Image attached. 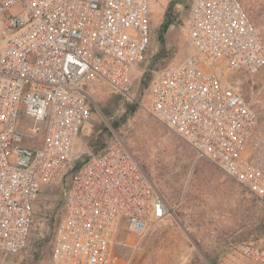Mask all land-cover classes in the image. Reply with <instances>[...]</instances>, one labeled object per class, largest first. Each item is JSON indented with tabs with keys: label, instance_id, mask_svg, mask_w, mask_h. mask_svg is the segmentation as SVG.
<instances>
[{
	"label": "built area",
	"instance_id": "2783aa9c",
	"mask_svg": "<svg viewBox=\"0 0 264 264\" xmlns=\"http://www.w3.org/2000/svg\"><path fill=\"white\" fill-rule=\"evenodd\" d=\"M150 0H0V264L27 245L40 190L80 158L93 88L132 98L151 37ZM186 56L147 86L153 117L251 195L264 198V130L227 75L264 68V41L240 0H191ZM51 264H124L121 229L142 237L171 206L120 138L63 188ZM264 264V246L237 244Z\"/></svg>",
	"mask_w": 264,
	"mask_h": 264
},
{
	"label": "rangeland",
	"instance_id": "374dc122",
	"mask_svg": "<svg viewBox=\"0 0 264 264\" xmlns=\"http://www.w3.org/2000/svg\"><path fill=\"white\" fill-rule=\"evenodd\" d=\"M191 0H150L151 37L145 59L134 73L132 98L93 88L96 112L81 130L82 155L55 184L41 188L26 247L6 264H51L55 226L64 209L63 188L88 157L120 138L171 206V214L142 237L121 229L116 253L124 264H256L233 253L242 241L264 246V198L251 195L219 167L196 152L153 117L147 86L153 75L181 60L189 47L185 25ZM264 41V0H240ZM169 18L171 24L161 31ZM257 112L264 130V68L227 75Z\"/></svg>",
	"mask_w": 264,
	"mask_h": 264
},
{
	"label": "trees",
	"instance_id": "16d2710c",
	"mask_svg": "<svg viewBox=\"0 0 264 264\" xmlns=\"http://www.w3.org/2000/svg\"><path fill=\"white\" fill-rule=\"evenodd\" d=\"M190 8V7H189ZM171 24V20L169 19V18H166V20L161 24V31L163 32V31H165L167 28H168V26ZM79 168V167H78ZM77 169V168H76ZM75 169V170H76ZM68 172V171H67ZM67 172L62 176V178L60 179V180H58L57 182H59V181H61L64 177H65V175L67 174ZM74 172V171H73ZM72 174V173H71ZM71 176V175H70ZM56 183V182H55ZM55 183H53V184H55ZM41 191V190H40ZM63 193V192H62ZM63 202H64V196H63ZM63 213V212H62Z\"/></svg>",
	"mask_w": 264,
	"mask_h": 264
}]
</instances>
